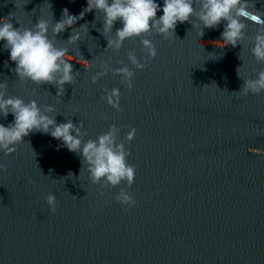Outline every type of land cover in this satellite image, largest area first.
<instances>
[{
	"label": "water",
	"instance_id": "water-1",
	"mask_svg": "<svg viewBox=\"0 0 264 264\" xmlns=\"http://www.w3.org/2000/svg\"><path fill=\"white\" fill-rule=\"evenodd\" d=\"M247 2L264 12V0ZM86 7L87 0H0V19L30 29L38 18L55 23L64 9L79 16ZM245 23L244 39L220 48L225 22L203 29L190 18L167 38L150 33L157 54L148 59L137 38L119 51L106 49L122 25L103 33L102 13H85L73 25L77 44H65L71 29L56 39L79 72L60 96L54 85L20 80L0 42L7 96L53 107L57 124H82L84 142L113 124L118 142L136 129L125 144L136 169L127 189L132 208L116 201L119 188L91 183L80 157L50 135L34 131L14 152H0V264H264V92L233 93L242 79L264 71L251 54L261 26ZM130 51L142 71L129 63ZM103 64L129 67L131 90L111 72L93 83ZM113 88L120 90V112L102 98ZM12 121L0 116V124Z\"/></svg>",
	"mask_w": 264,
	"mask_h": 264
},
{
	"label": "clouds",
	"instance_id": "clouds-1",
	"mask_svg": "<svg viewBox=\"0 0 264 264\" xmlns=\"http://www.w3.org/2000/svg\"><path fill=\"white\" fill-rule=\"evenodd\" d=\"M250 4L247 0H163V7H160L155 0H87V7L79 16H73L64 9L58 22L38 18L30 29L14 28L9 22L10 17L0 19V42H3L10 61L15 64L11 71L20 80L30 81L37 86L54 85L57 96H60L64 93V86L72 85L79 72L73 71L74 58L67 54L68 47H57L56 39L66 29H71L65 44H77L80 41V33L73 25L82 19L85 13H102L103 33L112 32L117 22L122 25L115 31L114 38L107 39L106 49L119 51L126 40L137 38L148 59L155 58L157 54L151 40L147 38L150 33L167 38L174 35L177 23L183 24L190 18L198 21L203 29H214L222 21L225 22L221 34L222 43L215 44L220 48L226 45L236 47L237 43L244 39L247 27L245 21H250L261 26L253 39L251 54L257 63L264 64V12L256 11L253 4L250 11ZM158 11L162 12V15L157 19ZM203 29L200 36L203 35ZM127 59L137 71L144 69L145 65L138 62L134 51L128 53ZM81 60L83 65L77 63L87 70L90 65ZM239 69L236 71L240 77ZM110 72L120 76L121 84L131 90L134 72L127 66L113 70L109 65L103 64L101 71L92 77V82L95 83ZM242 80L244 83L240 91L233 93L255 95L264 92V71L257 72L255 78ZM6 96V85L0 83V116L5 119L9 114L13 116L12 123L7 126L0 124V152L5 155L14 152L15 146L34 131L50 135L53 139L61 141L62 146L69 152L80 157L82 166L86 165L91 183L99 184L101 188H119L116 201L128 208L135 206L136 201L127 189H130L135 181L136 169L127 162L130 153L125 147L126 143L133 141L135 128L128 131L123 141L118 142L120 129L113 124L106 133L95 140L84 142L82 124L75 125L71 120L57 124L55 117L50 115L54 111L53 107L46 106L41 109L35 100L25 103L18 97ZM102 98L114 111H122L118 88L105 89ZM122 184L126 187H120ZM46 204L50 211L55 213L56 200L52 194L46 197Z\"/></svg>",
	"mask_w": 264,
	"mask_h": 264
}]
</instances>
